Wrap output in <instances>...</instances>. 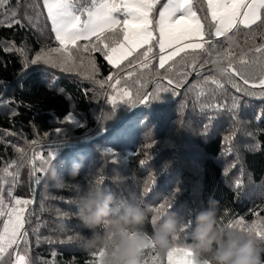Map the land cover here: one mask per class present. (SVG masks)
<instances>
[{
  "label": "trees",
  "instance_id": "1",
  "mask_svg": "<svg viewBox=\"0 0 264 264\" xmlns=\"http://www.w3.org/2000/svg\"><path fill=\"white\" fill-rule=\"evenodd\" d=\"M36 3L7 0L0 5V186L8 207L15 206V199L31 203L35 191L27 236L16 250L28 264H99L97 251L85 247L84 237L91 232L76 217V197L88 184L150 206L143 224L150 235L159 216L154 209L162 204L163 211L182 217L172 237L178 248L186 247L194 223L191 229L183 226L206 209L210 197L219 202L218 220L225 227L233 218L246 224L264 220V93L251 88L255 95L237 92L212 63L202 64L196 71L203 75H197L181 61L183 53L166 64L172 68L165 73L158 66L157 47L148 69L122 66L119 76L99 51L91 59L87 54L77 59L74 67L43 60L33 64L58 46L46 11L41 8L43 15L35 19ZM229 35L231 41L214 38L217 51L231 44L239 52L253 42L243 29ZM255 42H261L259 36ZM198 55L199 61L208 59L204 52ZM157 73L181 83L165 92L167 80L161 82ZM109 76L121 78L131 92L150 89L152 98L147 105H129ZM211 78L224 87L216 88ZM49 156L45 170L33 177L34 168ZM73 162L82 165L74 180L69 175ZM52 164L67 184L52 186L47 175ZM5 168L13 175L4 176ZM166 253L155 246L145 249L138 264H165Z\"/></svg>",
  "mask_w": 264,
  "mask_h": 264
},
{
  "label": "snow or ice",
  "instance_id": "2",
  "mask_svg": "<svg viewBox=\"0 0 264 264\" xmlns=\"http://www.w3.org/2000/svg\"><path fill=\"white\" fill-rule=\"evenodd\" d=\"M6 2L7 0H0V5ZM41 8L46 11L45 19L50 22L51 32L55 34L58 46L37 56L32 61L33 64L43 60L45 63H53L54 66L60 64L74 67L77 59L84 60L85 54L91 59V54L99 51L108 64L119 70V76V72L127 67L135 68L138 65L142 69H148L151 60L155 58L153 48L157 47L158 66L165 69V73L172 68V65L166 68V64L181 57L182 53L185 55L181 57V61L187 63L193 71L202 64L218 59L226 64V71L222 76L227 78V82L237 92L248 96L255 95L248 90L251 88L264 93V0H42V4L41 0H37L33 6L36 20L43 15ZM28 19L33 21L32 17ZM241 29L252 39L251 44L241 48L239 52L234 51L231 44L227 49H215L214 38L225 37L231 41L232 36L229 34L235 35ZM256 36L260 37V43L255 42ZM81 41L87 43L81 44ZM141 49L144 51L141 52ZM190 52L195 55L189 62L186 57ZM199 52L206 53L208 59L199 61ZM196 74L203 75L199 71ZM127 75L131 76L132 73L128 72ZM156 75L161 82L167 80L168 87L163 88L165 92L174 83L176 86L181 83L165 74ZM235 77L239 78V82ZM108 80L118 86L116 91L120 97L126 98L129 105H147L152 98L150 89L131 92L122 84L121 78L109 76ZM210 82L216 88L224 87L216 78H211ZM121 88L123 91H120ZM212 95L214 97L215 93ZM235 101L236 98H233V109L238 107ZM218 107L222 110L224 106ZM67 119L74 123L71 116ZM56 131L59 133L60 129ZM108 153L115 155L110 151ZM51 159L49 156L48 160H42L40 166L34 168L33 174L44 171L43 165ZM12 175L7 168L4 169V176ZM2 180L3 177H0V181ZM239 186L240 183L237 182V187ZM12 195L9 190L7 196ZM14 203L15 207L7 206L4 189L0 186V264H28L25 256L16 250L27 236L24 212L30 201L15 199ZM164 208L165 205L162 204L154 211L160 215ZM155 222L154 218L153 223ZM191 223L188 221L183 228L191 229ZM226 227H240L249 232L254 231L258 237L264 236V220L246 224L243 219L233 218ZM102 255L103 252H97L99 264ZM174 255L187 257L183 264H194L192 253L187 247H173L168 251L169 264H172Z\"/></svg>",
  "mask_w": 264,
  "mask_h": 264
},
{
  "label": "clouds",
  "instance_id": "3",
  "mask_svg": "<svg viewBox=\"0 0 264 264\" xmlns=\"http://www.w3.org/2000/svg\"><path fill=\"white\" fill-rule=\"evenodd\" d=\"M212 64L217 74L225 73L224 62L217 59ZM81 167L78 162L72 163L69 175L73 180ZM47 175L55 188L68 183L55 164L47 169ZM218 203L210 197L206 209L199 211L192 221L194 228L186 247L194 264H264V236L258 237L254 231L240 227L222 226L218 220ZM149 212L150 206L121 199L99 184H88L76 197V217L91 232L90 237H84L85 247L103 252L100 264H138L141 253L149 247L155 246L162 252L174 247L172 237L183 218L162 211L150 235L143 230Z\"/></svg>",
  "mask_w": 264,
  "mask_h": 264
},
{
  "label": "rangeland",
  "instance_id": "4",
  "mask_svg": "<svg viewBox=\"0 0 264 264\" xmlns=\"http://www.w3.org/2000/svg\"><path fill=\"white\" fill-rule=\"evenodd\" d=\"M15 207V206H13ZM151 248V247H149ZM147 248V249H149ZM187 257H181V256H177V255H174L173 256V260H172V264H183V261L186 260ZM98 261H99V258H98ZM165 264H169V261L167 259V253H166V263Z\"/></svg>",
  "mask_w": 264,
  "mask_h": 264
},
{
  "label": "water",
  "instance_id": "5",
  "mask_svg": "<svg viewBox=\"0 0 264 264\" xmlns=\"http://www.w3.org/2000/svg\"><path fill=\"white\" fill-rule=\"evenodd\" d=\"M238 79H239V78H238ZM37 146H47V145H37ZM37 146H36V147H37ZM32 166H33V165H32ZM33 177H34V174H33ZM34 201H35V191H34V193H33V199H32V201H31L29 207L26 209L25 214H24V216H25V227H26L27 214H28V212H29L30 207H31L32 204L34 203Z\"/></svg>",
  "mask_w": 264,
  "mask_h": 264
}]
</instances>
